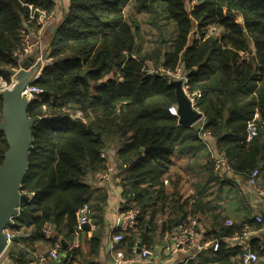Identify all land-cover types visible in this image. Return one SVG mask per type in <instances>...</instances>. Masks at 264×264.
Segmentation results:
<instances>
[{"label":"trees","instance_id":"1","mask_svg":"<svg viewBox=\"0 0 264 264\" xmlns=\"http://www.w3.org/2000/svg\"><path fill=\"white\" fill-rule=\"evenodd\" d=\"M191 1L135 0L139 10L154 15L158 28L153 46L145 48L140 28L125 13L130 0H70L50 34L46 57L52 61L34 82L42 93L28 106L29 116L36 119L22 183L29 201L10 226L12 233H18L14 244L33 251L38 241L56 247L59 238L70 240L79 231V210L89 204L100 228L87 241V255L81 246L69 244L59 252L61 264H77L81 259L94 264L91 257L102 245L108 196L86 177L109 168V159L102 154L108 137L119 140L120 213L139 211L133 227L112 231V237L123 235L114 243L116 251L123 250L129 258L137 254L138 244L151 249L158 229L170 232L206 215L215 227L207 235L219 242L215 260L241 262L234 258L243 253L242 247L230 246L221 234L241 233L245 224L223 225L224 210L208 200L205 186L188 197L165 191L167 180L183 176L173 171L179 166L175 160L206 147L198 125L180 124L169 113V107L177 105L171 78L148 70L151 66L181 69L188 76L190 91L202 93L198 106L217 150L226 155L235 174L247 176L259 169L264 189V0H197L194 5ZM55 7L56 0H0V76L6 82L11 83L19 65L25 32L39 29V13L32 18V12L38 8L51 13ZM171 24V38L164 42ZM212 27L218 33L210 32ZM3 108L0 92V121ZM250 123L256 124L257 135L247 140ZM8 147L0 130V163ZM208 164L213 177L225 178L215 171L213 160ZM166 213L168 218L160 224ZM49 227L51 238L45 234ZM253 249L259 258L264 256L259 243H253ZM16 255L20 264L30 261L28 252Z\"/></svg>","mask_w":264,"mask_h":264},{"label":"crops","instance_id":"2","mask_svg":"<svg viewBox=\"0 0 264 264\" xmlns=\"http://www.w3.org/2000/svg\"><path fill=\"white\" fill-rule=\"evenodd\" d=\"M58 10V6L56 5ZM67 11L68 6L64 5ZM55 15V13H54ZM52 17L53 24H50L48 29L51 31L49 34L44 33L45 42H49L52 35L51 32L60 24L63 19V14ZM47 29V30H48ZM33 33V31H32ZM43 48L36 49L37 53H41ZM204 121L200 119L197 123L201 124ZM194 124V125H195ZM215 142V141H214ZM108 143V142H107ZM206 151V152H205ZM107 158L109 159V168H113L114 172L109 180H100L96 177V174H88L86 182L92 185L94 188H101L104 193L107 194L108 199L104 204V219L105 223L103 228V240L100 250L96 256H92L91 259L94 264H113L116 256L115 245L112 242V231L117 225V220L120 216V207L123 202L122 199V187L120 185V170L117 167V155L116 150L106 147L104 150ZM202 152L206 153V156L202 155ZM209 160H213L211 152L204 148V150H198L193 156L184 155L180 159L175 160L179 166L173 169L177 173L183 176L177 180V177L172 176L173 181L166 182V193L172 195L173 193H179L183 197H188L199 191H202V186H205L203 190L207 191L208 200H211L216 206L224 210L223 217L227 219L222 223L223 225L232 224H245V228L250 231L249 237L244 240V245L247 249H253V243L257 242L264 249V226L254 221L255 215L261 214L264 216V196L260 194L257 187L249 186L247 183V176L242 174H225V178L217 179L212 176L209 170ZM189 167V172H185ZM212 179V180H209ZM166 218L168 213L160 217L159 223L161 224ZM252 222V223H250ZM216 229L219 228V221L216 223ZM259 225V224H258ZM100 225L94 224L92 217L90 223L86 225L83 230H79L76 235L70 240H66L67 245L78 243L81 246L83 252L87 255L88 244L87 241L91 236L97 232ZM182 226H176L170 232H163L160 228L157 230L154 238V245L151 249V255L149 258H143L139 253L129 256L131 260L130 264H219L215 260V254L213 250V244L217 241L214 236L207 235V232L215 229L210 216L202 215L199 218V224L196 229V244L201 247L188 246L179 248L178 251L173 250L172 236L180 232ZM223 240L230 246H238L236 242L232 241V236L225 237L221 234ZM62 237L58 239L57 244L60 248L63 247L61 243ZM12 241L10 246L0 256V264H20L18 261L16 252L21 251L28 252L30 261L25 264H38L40 256L48 255L49 252L55 248L48 242L38 241L34 244L35 250H31L25 247L21 243L14 244ZM242 250L245 248L242 247ZM256 251V250H254ZM257 252V251H256ZM241 255L238 254L234 258L235 261H239ZM62 257V254L61 256ZM128 258V257H127ZM90 259V260H91ZM50 259L45 264L51 263ZM56 264H61L60 259L55 260ZM24 264V263H23ZM77 264H87L84 259L78 260ZM253 264H264V256H260L258 262Z\"/></svg>","mask_w":264,"mask_h":264},{"label":"built area","instance_id":"3","mask_svg":"<svg viewBox=\"0 0 264 264\" xmlns=\"http://www.w3.org/2000/svg\"><path fill=\"white\" fill-rule=\"evenodd\" d=\"M57 1V0H56ZM197 2V0H192L191 3L194 5ZM29 7L33 9V5L29 4ZM35 12L39 13L38 17V24H39V29L37 30L36 33L32 32H25V44H24V49L23 51L20 52L18 55L19 57L25 54L30 53L33 47L35 45L39 44L40 40H42L44 30L47 28L49 22L51 21L54 12L52 11L51 13H48L47 11L43 9H35L32 12V18L35 16ZM215 31L218 33L217 28L212 27L210 30ZM196 36H199L198 32L196 30L194 31ZM37 34V35H36ZM36 36L35 41L33 42L31 39ZM52 59L46 58L44 63H42L40 69L37 71L33 78V83L27 85L25 89L22 91V97H26L29 100H32L35 98V96L39 95L42 93V89L34 85V82L37 81L41 75V72L43 68L45 67L46 64L50 63ZM149 73H162L171 78L172 81H177L180 80L182 81V88L184 92L186 93L187 97L190 100L191 106L198 112H201L198 106L199 100L202 97V93L200 91H190V84H189V78L188 76L182 72L181 69H176V70H169L163 67H159L157 69H150L148 70ZM13 83V82H11ZM11 83L6 82L1 76H0V92L3 93L5 90H7L10 86ZM169 113L171 115H174L179 118L178 114V105H172L168 109ZM249 136L247 140H251L254 136L257 135V127L255 123H250L249 124ZM198 135L199 138L204 144V146L211 152L213 161H214V169L218 174H230L232 172V168L229 164L228 158L226 155L217 150L215 147V142L212 139L211 133L205 130L204 128V121L198 125ZM103 156L107 157L105 152L102 153ZM114 169L113 168H108L105 171L99 172L96 174V177L100 180H109L111 175L113 174ZM260 171L259 169H255L252 171L250 174L247 175V183L249 186L252 187H257L258 190L260 191V194L264 196V189L260 186ZM138 209H132L129 210L125 213H120V216L117 220V225L114 229L121 228L123 231H126L133 227L136 224V219L138 216ZM90 217H91V208L89 204H85L80 210L79 214L77 217V226L78 229L81 230L83 229L86 225L90 223ZM255 221L258 224H261L264 226V216L261 214L255 215ZM199 224V218H191L189 220V223L182 226V229L180 232L174 234L172 236L173 239V250L176 252L178 251L179 248H184L188 246H194L198 247L199 250H201V247L197 246L196 244V229ZM113 229V230H114ZM5 233L7 235L8 239V246L12 243L13 237H16L18 233H12L10 230V226L5 230ZM45 234L47 238H51L53 236V230L51 227L46 229ZM250 231L248 229H244L241 233H236L232 236V241L236 242L237 245L245 248L243 250V253L241 254V262L239 264H253L258 262L259 260V255L257 252L247 249L244 244V240L249 237ZM123 239V235H115L112 237V242L113 244L116 242H119ZM78 243L72 244L70 248L77 247ZM60 245L57 244L55 248H53L48 255H42L40 256L39 263L38 264H45L49 258L53 260H59L61 257V253L59 252ZM138 249V246L136 247ZM219 248V242H215L213 244V250L216 251ZM138 253V252H137ZM143 258H149L151 255V251L147 248H144L141 246V251L139 253ZM131 260L126 257L125 253L123 250H117L116 251V256L115 260L113 261V264H130Z\"/></svg>","mask_w":264,"mask_h":264},{"label":"water","instance_id":"4","mask_svg":"<svg viewBox=\"0 0 264 264\" xmlns=\"http://www.w3.org/2000/svg\"><path fill=\"white\" fill-rule=\"evenodd\" d=\"M35 74L32 78L21 77V81L13 83L3 92L4 108L0 130L5 134L9 147L0 163V256L8 246L5 230L14 223V218L21 213L22 206L29 201V197L22 191V183L28 169L36 119L28 114L31 100L21 94L27 85L33 83ZM172 84L175 86L180 124L192 126L203 119V113L191 106L182 88V81H172ZM18 240V236L12 239ZM61 243L63 247H67L64 239H61ZM140 251L141 244H138L137 252Z\"/></svg>","mask_w":264,"mask_h":264},{"label":"rangeland","instance_id":"5","mask_svg":"<svg viewBox=\"0 0 264 264\" xmlns=\"http://www.w3.org/2000/svg\"><path fill=\"white\" fill-rule=\"evenodd\" d=\"M135 0H130V2L125 6V13L126 16L131 19V21L133 22V24L137 25V27L140 28V35L143 37V44L145 48H151V46H153V42L154 39L158 38V28L153 24V20H154V15L150 12H146V11H141L136 7L135 4ZM70 4V0H57L56 1V5L58 6V10L55 7V10L53 11L55 13L54 16H59V14H65L66 11L65 9H62L61 7L64 8L65 6L69 7ZM191 4V3H190ZM68 10V8H67ZM54 18V17H53ZM162 22H166V20H162ZM54 21L49 22L47 28L44 30V33L47 32V34H49V32L51 31L50 29H48V27L50 26V24H53ZM161 23V22H160ZM162 24V23H161ZM166 28H169V30H167V33H165V37L163 39V41L165 42V40H169L170 37V33L172 30V24L171 25H167ZM48 29V30H47ZM211 29V28H210ZM215 32V31H214ZM44 33H43V37L42 40H40L39 44L35 45V47H33L30 53L22 55V56H18L17 60L19 59V65L16 69L13 70V74L11 77V82L13 83H18L19 81L22 80L21 77L23 78H32L33 75L40 69V64L42 65V63H44L46 57V51L48 48V42L46 43L44 40ZM52 33V32H51ZM37 35V34H36ZM36 39V36H34L31 40L34 42ZM43 48L41 53H37L36 49L38 48ZM153 64L152 62L148 63ZM150 69H155L154 67H150ZM11 83V85L13 84ZM1 88V85H0ZM36 97V96H35ZM61 100V99H59ZM196 125V124H195ZM197 125H199V123H197ZM106 143V147L112 148V150H116L117 147L119 146V140L114 139V138H106L105 139Z\"/></svg>","mask_w":264,"mask_h":264}]
</instances>
